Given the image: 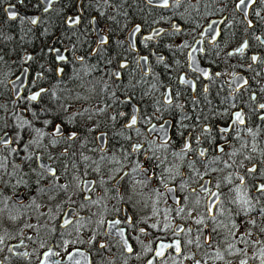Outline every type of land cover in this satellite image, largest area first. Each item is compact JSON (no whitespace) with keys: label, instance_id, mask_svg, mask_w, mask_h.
<instances>
[{"label":"flooded vegetation","instance_id":"1","mask_svg":"<svg viewBox=\"0 0 264 264\" xmlns=\"http://www.w3.org/2000/svg\"><path fill=\"white\" fill-rule=\"evenodd\" d=\"M45 1L0 0V138L7 132L10 139L0 145V264H41L49 250L59 255L51 256L48 264H148L150 259L154 264H194L173 249L155 259L154 251L147 250L175 240L182 242L185 255L195 254L201 264H239L243 254L227 251L235 239L230 229L237 236L250 230L249 241L264 242L259 231L264 227V198L257 203L254 187L264 183V0H246L240 8L239 0H169L167 8L159 6L160 0H52L50 7ZM6 7L18 17L9 19ZM21 12L35 15L38 23ZM75 16L80 23L69 26L68 18ZM212 22L215 31L209 30ZM136 25L141 31L129 40L127 34ZM101 35L108 37L106 45L99 43ZM148 36L153 38L145 41ZM26 38L34 42V50L24 48ZM58 54L67 61H59ZM29 55L32 59L26 60ZM122 63L127 67L121 68ZM24 67L25 84L13 97L9 82ZM205 71L209 76L202 74ZM41 88L47 91L40 100L25 99ZM64 105L68 113H77L74 119ZM236 112L244 124L233 123ZM133 115L137 124L128 128ZM24 119L32 126H25ZM45 120L63 122L65 135H48L49 124L46 135L30 143L36 139L33 129L43 128ZM72 131L77 136L69 140ZM135 144L142 145V151L133 152ZM38 156L58 179L38 164ZM137 163L153 173L146 185L134 182L145 180L139 169L132 171ZM253 166L257 171L249 173ZM85 181L92 192L83 187ZM201 185L220 194L217 209L223 214L213 209L215 220L207 210L214 198ZM237 186L254 205L247 214L232 203ZM181 207L185 211L178 214ZM200 217L204 225L194 223ZM249 217L255 226L247 223ZM64 219L72 223L64 225ZM117 219L121 223L110 227ZM213 227L217 230L209 246L205 237ZM181 228L183 232L173 235ZM125 239L132 253L126 251ZM236 247L247 250L248 264H260L252 257H258L261 245ZM217 250L224 260L215 258ZM68 253L74 254L72 260Z\"/></svg>","mask_w":264,"mask_h":264},{"label":"snow or ice","instance_id":"2","mask_svg":"<svg viewBox=\"0 0 264 264\" xmlns=\"http://www.w3.org/2000/svg\"><path fill=\"white\" fill-rule=\"evenodd\" d=\"M21 2H23V0H21ZM51 2H52V0H48L49 7L51 6ZM149 2L151 3V0H149ZM177 2H178V0H177ZM251 2L252 3H255V0H251ZM245 3H246V0H239V3L236 5V7L237 8H240L241 6L245 5ZM159 6L164 7V8L169 7V0H160V5ZM11 7H15V6L12 5V6H10V8ZM6 11L8 12V18L9 19H13L14 20V19H16L18 17V13L17 12H14V11H11V10H6ZM44 11L47 12L48 11V7H46L44 9ZM30 22L32 24H37L38 23V18L33 17V18H31ZM93 22H95V21H93ZM67 23L69 24V26H75V25H77V24L80 23V17L79 16L69 17L68 20H67ZM214 23L215 22H212V23L209 24V30L210 31H215V29L213 28V24ZM177 30L179 31V28H177ZM140 31H141V27L139 25H136L135 26V29H134L133 35H135L136 33H139ZM162 31H163V29L157 30V31H155L153 33V35H159L160 32H162ZM152 38H153V36H148V37H145L144 39H145V41H147V40H151ZM99 43L101 45H106L108 43V37L107 36H104V35H101L99 37ZM183 46L187 47L188 45L185 44ZM246 47H247V43H245L244 45H242L241 48L236 49V51L237 52H242L244 50V48H246ZM49 51H55V52L59 53V49H49ZM192 51L195 52L196 49H193ZM200 51H203V50L200 49ZM229 55H232V53H229ZM189 56L190 57L192 56V53L191 52L189 53ZM2 59H3V57L0 56V60H2ZM31 59H32V56L31 55H29V56L26 57V60H31ZM57 59L59 61H67V57L64 56V55H60V54L57 55ZM79 59L80 60H83V57H79ZM141 59L144 60L145 62L147 61V57H141ZM256 59H257V57H255V56L252 57V60L253 61H255ZM160 60L162 61L163 60V57H160ZM120 67L121 68H124V67H127V65L125 63H122L120 65ZM63 72H64V69L63 68H59L58 69V73L63 74ZM202 74L205 77L209 76V73L206 72V71L203 72ZM113 75L115 77L119 78L120 73L119 72H116ZM182 82H184V81H182ZM33 83H35V81H33ZM245 83H247V81H245ZM46 91H47L46 89L41 88L38 91L33 92L31 95L25 97V99L27 101H29V102H36V101H38V100L41 99L42 95ZM130 99L131 98H129V100ZM168 102L171 103V97L170 96L168 97ZM62 107L64 109V112L68 114V116L70 117V119H74L75 118V116L77 115V113H75V112L68 113L67 106L64 105ZM260 108L261 109H264V104H261L260 105ZM24 110L27 111L28 109H24ZM101 111H103V109H101ZM32 115H33V117L36 120H39L40 119V117L37 114V112L33 111ZM120 115H123V113H120ZM115 118H116L115 116L112 117L113 120ZM236 122H239L240 124H244V119H243V116L241 115L240 112H236L235 113V121L233 123H236ZM23 124L25 126H28V127H31L32 126L31 125V121L28 120V119H24L23 120ZM49 124H52V130H51V132L47 133L48 135H53V136H64L65 135V128H64L63 122L57 123V124H53L52 120H45V121H43V126H44L43 128H34L33 129L34 132H35L36 139L30 140V143H37L38 140H39V138L44 137L46 135V133L44 131V128L48 127ZM136 124H137V118H136L135 115H133L131 117L130 122L126 125V127L132 128ZM152 131L153 132H156L157 131V126L156 125H153ZM159 131L160 132H163L165 134V136H167V133H166L163 125H160L159 126ZM222 131H225L226 132V131H228V129H222ZM248 131H249V133L252 132L251 129H249ZM17 135H19V132L17 133ZM103 135L104 134L101 133V138L103 137ZM76 136H77V132L72 131V132L68 133V135L66 136V138L69 139V140H71V139L76 138ZM0 142L5 143V144L10 143L9 140H2ZM164 143L166 145L167 143H169V140L168 139H165V142ZM24 147H25V149H27L28 145L26 144V145H24ZM189 148H190V145L186 143L185 144V150H187ZM142 149H143V146L140 145V144H135V145L132 146V151L133 152H140V151H142ZM253 150H255V149H253ZM13 151H16V149H13ZM221 151H222V149H221ZM177 155H180V154H177ZM200 155L203 156L204 155V152H201ZM85 159H87V157H85ZM161 163H162V161H161ZM138 169L144 174L145 180L144 181H139V180H135L133 178L134 179V182L136 184H145L146 185V181L153 179V173H149L148 170H147V168L144 167L142 164L137 163L136 166L132 169V171L133 172H136ZM247 171L249 173H255L257 171V169H256L255 166H253L252 168H249ZM49 172L51 173L52 176L56 177V171L54 169H49ZM127 176H128V174L125 173L124 176H121L120 177V180L121 181H124L127 178ZM56 178L58 179V177H56ZM76 179L79 180V178H76ZM201 179H203L202 176H201ZM225 179L228 181V183H231V177H226ZM239 180H240V184L243 185L244 182H245L244 181V177L243 176L239 177ZM160 182L164 184V188L165 189H167L169 192L172 191V189L168 188V184L167 183H164V180L163 179H161ZM77 186L78 187L80 186L79 183H78ZM60 187L62 189H67L68 188V185H60ZM83 187L85 189H87L88 192H92L93 191L92 186L88 182H86V181L83 183ZM215 187L217 189H219L220 188V184L217 183L215 185ZM254 187H255L256 193L258 194L257 203H259L260 202V198H264V183L255 185ZM117 188H118V186H117ZM201 189H202V191L208 193L210 197L214 198V200H212L208 204V209L207 210H208V213L211 216V218L213 220H215L216 217L212 213H213V209H217V206L220 203H222V201H220V194L218 192H216V191H212L210 188L206 187L205 185H201ZM118 190H119V188H118ZM153 191L156 192V194H157L158 197L161 195L159 193V190L156 189L155 186L153 188ZM235 191L238 193V196L236 197L235 200L232 201V203H239L241 205L242 209L247 214V212L250 211L252 207H254V205H252V203H251V199L248 197V193L246 191H244L241 194V188L239 186L236 187ZM84 198L91 200L90 197H84ZM101 198H103V197H101ZM177 202H179V201H177ZM91 203L96 204V203H99V201L98 200H91ZM196 203L199 204V201L197 200ZM115 210L116 211H119V209H115ZM217 210H219L221 212V214H223V209H217ZM184 211H185V209L183 207H181L179 209L178 214L184 213ZM187 214L189 216H191L192 210L190 209ZM260 214L261 215H264V207L260 208ZM100 222L103 223V220H101ZM71 223H72V220L71 219H64V221H63V224L64 225H69ZM120 223H121V221L119 219L113 220V221L110 222V227L116 228L117 225H119ZM194 223L196 225H204L205 224V221H204V218L203 217H200V218L196 219L194 221ZM247 223L251 224L252 226H255L256 225V220L253 219V218H251V217H249ZM241 226H243V224H241ZM151 227L155 228V227H157V225L156 224H153ZM168 227H169V225H167V224L164 225V229H167ZM205 227H207V225H205ZM232 227H233V229L237 228V226L235 224H233ZM216 230H217L216 227H213L211 229V232L209 233V235L205 237V243H208L209 246H211L210 245V241L212 239L211 233L216 232ZM140 231L141 232H144L145 230L143 228H141ZM183 231H184V229L181 228L179 232H174L173 235H179L180 232H183ZM187 231L190 233L192 231V229L191 228H188ZM198 231H201L202 232L203 230L202 229H198ZM259 231L261 233H264V227H260ZM230 233H231V235L235 239H234L233 242L228 243L227 251H228V253L230 255H232V254H235V255L243 254L244 258L240 259L239 264H248V255H247V250L245 248H242V247L241 248H238V247H236V244L237 243H240V244H249V243H251L252 245H257V244L261 245V247L258 249V252H259L258 257L254 254L252 258L253 259L259 258L260 259V264H264V242H262V241H260L258 239H252L251 241H249L248 238L252 236V233H251L250 230H247V229L245 230V232L241 233L239 236L236 235V231H232L231 229H230ZM117 234L121 238H123L124 237V230L123 229H119L118 232H117ZM198 240H199V237H197V241ZM3 242H4L3 241V238H0V244H2ZM193 242H194L193 240H189L188 241V244H192ZM65 244H67V242H65ZM41 246L43 247V245H41ZM124 246H125V249H126L127 252L132 253L134 251L133 248H132V246L128 243V241L126 239L124 240ZM196 246L197 247L200 246L198 242H197V245ZM100 247L103 248V247H105V245L101 244ZM166 249H173L174 252L178 256H182L184 259H191V260L194 261V264H201V260L199 258H197L195 256V254H193L191 256L184 254V249L182 248V242L180 240H175L174 242H170V243H164L163 241H161L158 244V246H157V248L155 250L151 246H149L147 250L149 252H153L154 251V259H155V258L164 257L165 256V250ZM11 250L12 249H9V251H11ZM80 254L83 255L82 253H80ZM24 255H27V253H25ZM56 255H59V253L52 252L51 250H49L48 252H45L44 253V259L41 261V264H48L49 258L51 256H56ZM73 255H74L73 253H68L67 258L69 260H72ZM215 258L217 260H224L225 259L224 253L221 252V251H219V250H217L216 251V254H215ZM51 264H59V261H53V262H51ZM77 264H79L78 261H77ZM148 264H154V260L153 259H150L148 261Z\"/></svg>","mask_w":264,"mask_h":264},{"label":"water","instance_id":"3","mask_svg":"<svg viewBox=\"0 0 264 264\" xmlns=\"http://www.w3.org/2000/svg\"><path fill=\"white\" fill-rule=\"evenodd\" d=\"M42 1L46 3L45 0H42ZM6 10H9V7H6ZM21 14L25 15L29 20H31V18H33V17L36 18L35 15H30V14H27V13H25V12H21ZM134 29H135V28L131 29V30L128 32V34H127L129 40H130V37L133 36ZM26 73H27V68L24 67V68L21 70V72H20L15 78H13L12 80H10L9 84H10V86H11V90H12V95H13V97H18L19 94L21 93V91H22V87H23V85L25 84ZM2 140H9V141H10V139H9V134H8L7 132H6V133L0 138V141H2ZM1 144H5V143L0 142V145H1ZM38 164H39L43 169H45V170H47V171H49V169H51V168L48 167V166H49V165H48V162H47L45 159H43L41 156H38Z\"/></svg>","mask_w":264,"mask_h":264},{"label":"trees","instance_id":"4","mask_svg":"<svg viewBox=\"0 0 264 264\" xmlns=\"http://www.w3.org/2000/svg\"><path fill=\"white\" fill-rule=\"evenodd\" d=\"M34 43V42H33ZM33 43L30 41V40H28L27 38H26V41H25V44H24V48L26 49V50H34V45H33Z\"/></svg>","mask_w":264,"mask_h":264},{"label":"rangeland","instance_id":"5","mask_svg":"<svg viewBox=\"0 0 264 264\" xmlns=\"http://www.w3.org/2000/svg\"><path fill=\"white\" fill-rule=\"evenodd\" d=\"M1 120H2V118H0V122H1ZM22 125H23V124H22ZM18 132H20L19 129L17 130V133H18ZM19 134H21V133H19ZM17 136H18V135H17ZM25 138H26V136H25Z\"/></svg>","mask_w":264,"mask_h":264}]
</instances>
